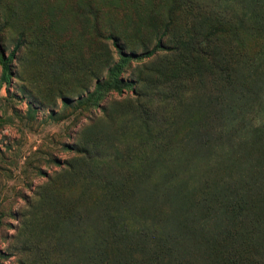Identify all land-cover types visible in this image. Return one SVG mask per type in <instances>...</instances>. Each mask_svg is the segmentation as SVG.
<instances>
[{"label": "rangeland", "instance_id": "rangeland-1", "mask_svg": "<svg viewBox=\"0 0 264 264\" xmlns=\"http://www.w3.org/2000/svg\"><path fill=\"white\" fill-rule=\"evenodd\" d=\"M0 39V264H264V0H0Z\"/></svg>", "mask_w": 264, "mask_h": 264}, {"label": "trees", "instance_id": "trees-1", "mask_svg": "<svg viewBox=\"0 0 264 264\" xmlns=\"http://www.w3.org/2000/svg\"><path fill=\"white\" fill-rule=\"evenodd\" d=\"M109 39L112 41V45L113 47L117 50V54L120 57V60H124L126 59L122 47L119 45V40L117 37L115 36H109ZM161 47L160 42L157 43L156 47L153 48L151 51H149L148 53H146L147 56H151L152 54H154L156 52V50ZM19 50V45H17L12 52H10L7 57L5 56V52H4V47L1 43V39H0V66H1V81L6 82V80L8 79V76L10 75V63L12 61V59H14V55L15 53ZM170 255H174L173 253H170ZM245 258L242 257L241 255L238 256H232L229 258V262L230 264H237L240 263L242 261H244ZM115 264H121V262H115ZM123 264V263H122ZM125 264V263H124ZM129 264V263H127ZM132 264V263H130ZM258 264V263H256Z\"/></svg>", "mask_w": 264, "mask_h": 264}]
</instances>
